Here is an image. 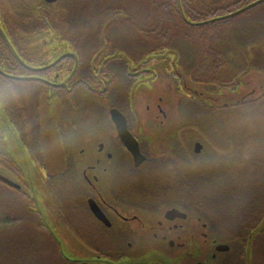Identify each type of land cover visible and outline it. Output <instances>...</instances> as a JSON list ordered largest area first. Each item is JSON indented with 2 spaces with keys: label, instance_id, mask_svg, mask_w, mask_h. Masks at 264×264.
<instances>
[{
  "label": "flooded vegetation",
  "instance_id": "flooded-vegetation-1",
  "mask_svg": "<svg viewBox=\"0 0 264 264\" xmlns=\"http://www.w3.org/2000/svg\"><path fill=\"white\" fill-rule=\"evenodd\" d=\"M139 1L0 0V109L13 122L21 140L31 147V161L39 171L46 170V155L41 148L43 115L48 107L52 109L54 114L50 119L54 123L51 129L54 135H60L66 153V168L54 176L47 174L44 180L48 184L51 179L55 185L58 179H71L70 201L76 205L75 202L81 199L87 204L101 227V240L109 239L118 244V259L128 257L136 243L144 240L147 234L161 242L167 239L172 227L168 230L153 220L146 221L145 225V213L156 212L166 203L186 205L183 201H161L150 188L135 187L139 175L151 169L155 161H165L180 171L187 163L186 156L183 159L180 154L150 156V141L156 135L139 130L141 124L148 125L150 118L139 116L133 108V92L150 87L161 78L171 79L181 86V78L172 65L176 56L168 51L172 48L149 41L140 43V24L136 18L140 13ZM153 3L157 13L164 9V17L175 13L173 0H155ZM120 10L126 11L128 16H119ZM143 39L147 40L146 37ZM180 60L181 54L177 64ZM29 120L33 125L28 124ZM2 125L0 120V140L5 137ZM180 127L182 129L184 125ZM126 131L135 138L140 152L146 157L141 162L129 149L135 141L127 137ZM179 137L178 143L172 145L169 142L168 145L177 147L178 144L186 151L187 142H182ZM170 150L174 152L175 149L170 147ZM0 154L12 160L10 155ZM14 163L16 170L0 162V175L7 177V181L0 178V191H6L3 194L8 198L7 203L0 202V210L3 216L7 212V224L11 212L17 211L21 217L17 224L40 232L58 247L59 254L52 250L53 258L58 256L60 259V255L71 263L61 254L58 241L45 224L40 202L41 196L46 205L43 191L38 189V195L29 177ZM9 180L16 185L10 184ZM51 185L49 191L57 212L46 207L48 217L55 224L58 221L61 232L76 241L80 239L75 232V226L81 223L77 219L80 213L73 205L67 221L61 211L58 192ZM17 193L19 198L15 199ZM52 200H48L49 205ZM91 200L96 202L110 224L93 213ZM4 222L0 224L6 225ZM178 226L181 229L177 238L182 241L186 230L184 225L178 223ZM209 226L214 233L215 249L221 242L220 233L211 224ZM109 233L111 237H107ZM217 253L221 252L213 251L212 259ZM9 256L7 264H11ZM98 257L107 258L100 253ZM1 262L3 257L0 256Z\"/></svg>",
  "mask_w": 264,
  "mask_h": 264
},
{
  "label": "trees",
  "instance_id": "trees-1",
  "mask_svg": "<svg viewBox=\"0 0 264 264\" xmlns=\"http://www.w3.org/2000/svg\"><path fill=\"white\" fill-rule=\"evenodd\" d=\"M253 1L181 0V6L189 21L202 22L232 13ZM178 3L173 0V10L181 15L178 14V19L190 27H203L201 38L188 36V42L174 40L175 35L170 38L167 19L140 18L139 27L142 36L147 38L145 41L172 48L170 52L175 53L176 61L181 54L178 65L191 80L205 87L235 88L236 78L248 70L264 71V13L260 12L264 2L235 16L202 25L188 23ZM184 112L190 135L187 161L193 163V143L201 140L204 141L201 162L184 172L165 161H155L151 169L139 175L135 187L150 188L156 198L183 201L187 206L198 208L219 230V241L230 247L226 252L217 253L212 264H247L250 234L264 219V93L227 107L193 100ZM28 124L33 125V121L29 120ZM0 162L16 170L15 163L3 154ZM50 183L58 192L61 211L68 221L74 205L68 194L71 179H58L55 185L50 179ZM14 198L18 199L19 194ZM75 203L76 212L80 213L77 219L81 221L75 226V232L80 240L102 256L118 260V244L108 238V241L101 240V227L87 204L81 199ZM20 219L18 212H13L7 224L5 214L0 222L5 221L6 225L0 224V227H17L13 225ZM107 237H111L110 233ZM53 253L59 254L56 244ZM251 256L252 264H264V231L255 237ZM54 257L58 260L56 264H71L60 255V259Z\"/></svg>",
  "mask_w": 264,
  "mask_h": 264
},
{
  "label": "water",
  "instance_id": "water-1",
  "mask_svg": "<svg viewBox=\"0 0 264 264\" xmlns=\"http://www.w3.org/2000/svg\"><path fill=\"white\" fill-rule=\"evenodd\" d=\"M180 4V9L182 11V16L184 19L191 24L195 25H202L205 23H210L216 20H221L224 18H229L232 16H235L241 12H244L256 5H259L264 2V0H255L248 5L232 12L227 15L215 17L212 19H209L207 21L202 22H191L189 21L184 12L183 8L181 6V0H178ZM107 28V25L104 29ZM170 53V52H167ZM175 65V64H174ZM179 77L181 80H184V86L186 91H192L193 90L189 87V85L186 82V77L181 73L179 70L177 71ZM255 73V72H254ZM253 75V74H252ZM254 76H260L262 79H264V73H259ZM171 80V79H170ZM163 81V93L162 89L161 92H157V96L155 99V102H148V99L145 95H140L139 91H135L133 95L131 96V102L133 108L137 111L139 116H148L150 118V123H153V121H157L159 119V116H163L165 119H167V111L162 109L160 107V103L164 100V95H168V92H170V87L172 83L167 80ZM172 81V80H171ZM155 86L160 85L161 87V80H158L157 83L154 84ZM193 87V86H191ZM194 92H197V94H200L201 98L204 97V94L208 95L206 96L207 99L211 98L213 99H222L225 102L224 104L215 105L218 107H227L234 104H237L238 102L242 101L245 97L242 96L239 100L230 103L227 102L228 97H233L234 94H229L225 97L220 96L217 94H207L205 91L196 89ZM253 92H255V95L253 98H257L260 96V94L264 93V81L261 82V85L258 88H254ZM231 93V92H230ZM159 94V95H158ZM221 97V98H220ZM201 100V99H200ZM214 100V101H216ZM201 101H204L203 99ZM207 102V101H206ZM212 104V103H211ZM213 105V104H212ZM158 106V109L160 110L159 113H155V107ZM139 109H146L147 113H141ZM0 115V120L3 122H7V129H8V139H7V152H4L0 150V152H3L6 155H10L12 160L19 165V167L22 168V170L26 173V175L29 177L30 182L33 184V188H35L38 195H40V191H43L44 195V201L46 202V205L44 206L43 200L40 196V202L43 205L44 214H45V224L49 227L52 234L55 236L56 240L58 241V246L61 254L67 258L71 263H81V264H208L212 259V253L216 250V252H226L229 250V244L226 242H220L217 244V246L214 249V243L212 242V239L214 237V233L211 232V228L209 226V220L207 217L196 207L194 206H187L183 205V203H166L159 207V210L156 212H150L145 213L144 219L145 223L148 220H153V223L158 225V222L165 226V228L172 227L170 233H167V239L164 242H161L157 239H154L150 237V235L144 236V240H140L137 243H147L149 245L148 252H151V255L148 256H138V255H132L129 253L128 257L121 258L119 260H111L103 257H98L97 254L93 253L90 249L83 246L78 240H73L72 237L68 236V234H64L61 232V230L58 228L59 222L55 224L52 219L48 217L49 213L46 207H50V209H53L57 212L56 206L52 200L50 191L44 192L47 190V187L43 189L44 185V177L39 176V169L37 166L31 161V157L29 154V150L27 146L24 144V142L21 140L19 132L16 130L14 125L10 122L8 116L6 114L2 113ZM151 112V114L149 113ZM118 113V112H115ZM3 116L4 119L2 118ZM168 120V119H167ZM170 121L166 122L163 126L164 127L168 125ZM52 123H47L43 120V136H42V151L46 155L45 159V166H46V172L49 176H54L59 173H62L65 171L66 168V153L65 148L60 141V135L56 134L54 135L52 131ZM139 130H143L144 132L149 131L148 129L139 127ZM154 131V130H153ZM162 131V130H161ZM155 133V132H154ZM171 134V133H170ZM169 133H165L163 138L157 140V136H155L154 139H152L151 147L149 151L150 156H155L158 153H160V150H163L162 156H169L171 153L169 152V138H172ZM127 137L129 136V139L135 141V145L129 147L131 151H133L136 160L137 157H139V162H141L146 157L140 152L138 143L133 138V136L126 131ZM156 135V134H155ZM165 138H168V141H165ZM49 140L53 142V146H49ZM171 143V142H170ZM202 144L200 142L196 143L195 145V151L199 153L202 149ZM10 151V152H8ZM1 172V169H0ZM1 179H4L7 181V177L4 175H0ZM12 185H16L12 181H8ZM40 191H39V190ZM50 205H49V201ZM186 206V207H185ZM90 207L93 213L103 222L106 224H110L108 219L104 216V214L101 212L100 208L97 206L96 202L94 200L90 201ZM188 222H190V225H188ZM178 223L184 225L186 233H185V239L182 237V241H180V238H177V235L180 234V226H178ZM159 224V226H160ZM61 228V226H60ZM264 231V219L259 224V226L252 231L250 234L249 240H248V246H247V264H252V244L255 239V237ZM201 233H205V235H202ZM136 243V244H137ZM153 243H160L168 247V250L158 249L155 248V245ZM135 248V247H134ZM179 250V252L174 253V251Z\"/></svg>",
  "mask_w": 264,
  "mask_h": 264
},
{
  "label": "rangeland",
  "instance_id": "rangeland-1",
  "mask_svg": "<svg viewBox=\"0 0 264 264\" xmlns=\"http://www.w3.org/2000/svg\"><path fill=\"white\" fill-rule=\"evenodd\" d=\"M109 1V0H108ZM119 0H110V2H117ZM125 2H127L128 0H123ZM155 0H140L139 4H138V8H139V14L136 18H149V19H153V20H157V19H167V34L169 35L170 38H172V35H175L174 40L176 41H187L188 39L187 37L189 36L190 38H201L200 35L203 32V27H190L187 26L185 24H183V22H181V20L178 19V14L179 16L180 13H171V15L168 17H164L163 13L164 11L158 10L157 13V9L154 10L153 8V2ZM182 5V4H181ZM178 6L180 7V4L178 3ZM184 8V6L182 7ZM258 9V8H257ZM256 9V10H257ZM135 10V9H134ZM254 10V11H256ZM136 11V10H135ZM126 11L120 10L119 11V16H128L127 14H125ZM137 12V11H136ZM261 13H264V5L261 7ZM156 13V14H155ZM153 14H155L156 16L154 17ZM160 16H159V15ZM176 20H173V19ZM142 31L140 30V35H141V39H140V43H143L142 41H145L144 36H142ZM153 41V40H152ZM154 43V42H153ZM160 44V43H159ZM170 51V50H168ZM172 55H175V53L171 52ZM178 58V57H177ZM175 64V65H174ZM173 67H174V71L176 72V74L178 75L177 71L179 70L181 73H183V75L186 77V82L189 85V87L193 90L192 91H186L185 86H184V80H180L181 82V86H178L177 84H175V82L168 78H165L167 81H170L172 83L171 87H170V92H168V95H164V100L160 103V107L164 110L167 111V119H165L162 115L159 116V119H155V121H153V123H150L149 125H147V123H143V125L141 124L142 128L148 129L149 132H155L156 136H157V140L163 138L165 133H171V137L169 138V141L172 143V145L176 142L178 143L180 141V137L179 135L182 137V142H187L189 140L190 135L188 134L187 128H186V116H185V106L189 104V102L196 100V101H200L203 99L204 101L209 102L210 104L212 103L213 105H219V104H224L225 102L222 99H207L206 94H204V97H200V94H197V92H194L195 88L205 91V93L207 94H217L220 96H227L229 94H234L233 97H228V101L230 103H233L237 100H239L242 96L245 95V99H250L253 98L255 95L259 94H254L255 92H253L254 88H258L261 85V82L264 81V79H262L260 76H254L257 75L259 73H264L263 70H259V69H255L252 68L250 70H248L245 74L238 76L236 78V87L235 88H221V89H217V88H211V87H205L203 85H200L198 83H195L193 80H191L186 73L184 72V70L181 68L180 65L177 64V61L174 63H172ZM255 72V73H254ZM253 74V75H252ZM161 77H163V74L160 75ZM179 76V75H178ZM161 80V87L160 85L155 86L154 84L157 83L158 81L152 83V86L150 87H141L140 89H138L137 91H139L140 95H145L148 99V102L152 101L155 102L156 96H157V92H161L162 89V93L164 90L163 87V78L160 79ZM193 86V87H191ZM135 92V91H134ZM133 92V93H134ZM231 92V93H230ZM133 95V94H132ZM159 95V94H158ZM209 97V96H208ZM221 98V97H220ZM201 99V100H200ZM182 100V101H181ZM216 100V101H214ZM182 103V105H181ZM141 113H147L146 109H139ZM160 110L158 109V106L155 107V113H159ZM2 113H4V111L2 110ZM151 114V112H149ZM5 114V113H4ZM52 114H54V112H52V109L50 107H48L45 112H44V121L49 123H52L53 121L50 119L52 117ZM0 115H1V111H0ZM3 116L2 118L4 119ZM168 125L166 127H164V131H163V126L166 122H168ZM181 125H184V127L181 129ZM2 129L4 132V138L2 140H0V150L7 152V139H8V129H7V122H3L2 125ZM181 129V130H180ZM154 130V131H153ZM162 130V131H161ZM165 141H168V138H165ZM200 142L202 144V149L199 153H197L195 151V145L196 143ZM170 146L171 148L175 149L174 152L171 151L169 149V152L171 153V156H175L176 154H180L182 155V158L187 155V150L185 151V148H179L178 144L176 145L177 147L174 146ZM187 145V144H186ZM49 146H53V142L49 141ZM177 148V149H176ZM187 148V146H186ZM204 148V141L201 140H196L193 143V156H192V160L193 163L189 164V162L187 161L186 165H184L182 167L183 171L186 172L189 169H193L195 168L202 160V150ZM10 152V151H8ZM162 152H164L163 150H160V153H158L157 155H161L162 156ZM183 158V159H184ZM2 170V169H1ZM41 172L39 173V176L41 177H46L47 172L45 169H41ZM51 183L46 184V182H44L43 185V189L45 188V186L47 187V190L44 192H48L50 190V185ZM3 189H1V193H0V202L5 201V203H7V196H4L3 193H5L6 191H2ZM161 201H163L161 199ZM7 213V212H6ZM4 212V214H6ZM13 212H11L12 214ZM3 216V212H1L0 210V217ZM145 220V219H144ZM145 225H147L145 223ZM188 225H190V222H188ZM13 226H17L14 228H8L7 227H3L0 229V248L2 250H0V256L3 257V262H1L0 264H7V255H10L9 258L10 259V263L11 264H56L58 263V260L54 257L53 258V254H52V250L54 251V244L52 243L51 240L46 239L43 235H41L40 232H33L32 230H30L29 226L26 225H21V224H15ZM12 226V227H13ZM79 242L85 246L86 248L90 249L89 247H87L80 239H78ZM153 245H155V248L157 247L158 249H163V250H168V247H166L163 244L160 243H153ZM93 253L97 254L99 256V253L90 249ZM149 250V245L147 243H137L135 248H133L129 253L132 255H138V256H148L149 254L151 255V252H148ZM179 252V250L174 251V253ZM112 260V259H111ZM119 260V259H118ZM117 261V260H116ZM214 262V259H211V261L208 264H212ZM74 264V263H73ZM79 264V263H78Z\"/></svg>",
  "mask_w": 264,
  "mask_h": 264
}]
</instances>
